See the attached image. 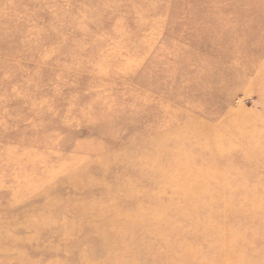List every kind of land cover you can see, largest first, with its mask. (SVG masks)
Returning a JSON list of instances; mask_svg holds the SVG:
<instances>
[{"label":"rangeland","instance_id":"obj_1","mask_svg":"<svg viewBox=\"0 0 264 264\" xmlns=\"http://www.w3.org/2000/svg\"><path fill=\"white\" fill-rule=\"evenodd\" d=\"M263 110L264 0H0V264H264Z\"/></svg>","mask_w":264,"mask_h":264},{"label":"bare ground","instance_id":"obj_2","mask_svg":"<svg viewBox=\"0 0 264 264\" xmlns=\"http://www.w3.org/2000/svg\"><path fill=\"white\" fill-rule=\"evenodd\" d=\"M40 25V24H39ZM68 47V46H67ZM61 53V52H60ZM45 60V59H44ZM71 64V63H70ZM117 76V75H116ZM56 90H57V88H56ZM62 92V91H61ZM89 92V91H88ZM101 94V93H100ZM51 102H53V101H51ZM91 102V101H90ZM86 104V103H85ZM83 105V104H82ZM86 107V106H85ZM165 107V106H164ZM166 108V107H165ZM38 109V108H37ZM177 109V108H176ZM264 111V110H263ZM221 117H223V116H221ZM182 118V117H181ZM95 119V118H94ZM203 119V118H202ZM205 120V119H204ZM220 120V119H219ZM67 122V121H66ZM86 122V121H85ZM211 123V122H210ZM93 124V123H92ZM110 126V125H109ZM111 127V126H110ZM186 130V129H185ZM223 131H222V129H220L219 131L218 130H215V133H213V135L211 136V137H213L212 139H215L216 140V143H208V144H211V145H213V144H216V146L215 147H223V146H225V145H227V144H229V143H231L230 142V139L229 138H227V134H226V132L225 133H222ZM221 133V134H220ZM187 134V133H186ZM223 134H225V135H223ZM185 135V134H184ZM186 136V135H185ZM185 139H186V137H185ZM189 140H190V138H189ZM188 140V141H189ZM54 141H56V140H54ZM200 141H201V139H200ZM202 142V141H201ZM233 143V142H232ZM241 143V142H240ZM207 144V145H208ZM203 146H204V144H202ZM246 148V147H245ZM207 150V149H206ZM191 154V153H190ZM210 154V153H209ZM101 156V155H100ZM196 157V156H195ZM209 157V156H208ZM205 160V159H204ZM244 160V159H243ZM75 170V169H74ZM75 172V171H74ZM73 172V173H74ZM76 172H77V170H76ZM80 172V171H79ZM103 174V173H102ZM106 175V174H105ZM207 176V175H206ZM71 177V176H70ZM76 177V176H75ZM74 177V178H75ZM78 177V176H77ZM76 177V178H77ZM97 177V176H96ZM68 178V177H67ZM221 178V177H220ZM125 179H127V177L125 178ZM68 180H69V178H68ZM83 180H84V178H83ZM70 181V180H69ZM77 181H79V179H77L76 180V183H77ZM67 184V183H66ZM83 184V183H82ZM100 184V183H99ZM221 184H223V183H221ZM97 185V184H96ZM69 186V185H68ZM84 186V185H83ZM102 186V185H101ZM223 186V185H222ZM78 187H79V185H78ZM80 188V187H79ZM108 188V187H107ZM19 189V188H18ZM62 189V188H61ZM74 189V188H73ZM76 191V190H75ZM56 196V195H55ZM75 198H76V196H75ZM212 198V199H211ZM217 198H219V196L217 197V194L216 195H214V197H210V199H211V201H213V202H215V201H219ZM224 198V197H223ZM57 199V198H56ZM64 203V202H63ZM186 203V202H185ZM96 204V203H95ZM52 206V205H51ZM62 207V206H61ZM111 207V206H110ZM65 208V207H64ZM69 208V207H68ZM71 208V207H70ZM84 208V207H83ZM99 208V207H98ZM54 210V209H53ZM53 210H52V212H53ZM65 210V209H64ZM67 210V209H66ZM83 210V209H82ZM103 210V209H102ZM110 210V209H109ZM135 210V209H134ZM76 211V210H75ZM111 211H112V209H111ZM60 212V211H59ZM66 213H67V211H66ZM74 213V212H73ZM78 213V212H77ZM70 215V214H69ZM212 215V214H211ZM60 218V217H59ZM69 219V218H68ZM67 219V220H68ZM155 219V218H154ZM149 221H150V223L151 224H153L152 223V221L150 220V219H148ZM185 220V219H184ZM51 221V220H50ZM49 221V222H50ZM53 221V220H52ZM154 221V220H153ZM61 222V221H60ZM62 222H63V220H62ZM70 221H68V223H69ZM53 224H54V222H53ZM52 224V225H53ZM67 225V224H66ZM103 227V226H102ZM64 228H65V226H64ZM8 231H10V230H8ZM46 232V231H45ZM14 233V232H13ZM96 233V232H95ZM22 234V233H21ZM104 234V233H103ZM58 235V234H57ZM102 235V234H101ZM162 235L164 236L165 235V232L164 231H162ZM210 236H212V232L210 233ZM209 236V237H210ZM84 237V236H83ZM107 237V236H106ZM208 237V238H209ZM248 237H250V236H248ZM59 238V237H58ZM73 238V237H72ZM238 244V245H237ZM239 246V247H238ZM69 247V246H68ZM108 247V246H107ZM243 247V245L241 244V243H236L234 246H232L231 247V249L230 250H232L233 252L234 251H240L239 249L240 248H242ZM66 248H67V246H66ZM69 249V248H68ZM84 250H85V248H84ZM189 252H194V250H188ZM231 252V251H230ZM113 257V256H112ZM185 260L186 261H188V263H191L190 262V260L188 259L189 258V256L188 255H186L185 257ZM234 258V259H233ZM233 258H230V259H233V261H230V263L231 264H244L243 262H241V261H239L238 259L236 260V257H233ZM59 258H57V260H58ZM211 262L212 263H214L215 262V260H213L212 258L209 260V262H207V260L206 261H204L203 263H201V264H211ZM63 263V262H62ZM192 263H194V261L192 262ZM179 264H183V263H179ZM246 264V263H245ZM256 264V263H255Z\"/></svg>","mask_w":264,"mask_h":264}]
</instances>
